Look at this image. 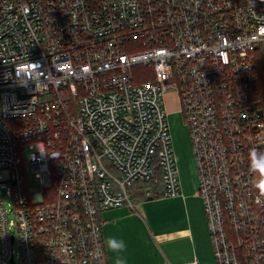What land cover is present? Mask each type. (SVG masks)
<instances>
[{"label":"built area","instance_id":"2783aa9c","mask_svg":"<svg viewBox=\"0 0 264 264\" xmlns=\"http://www.w3.org/2000/svg\"><path fill=\"white\" fill-rule=\"evenodd\" d=\"M260 53L264 0H0V264H108L104 212L181 194L168 94L216 264H264Z\"/></svg>","mask_w":264,"mask_h":264},{"label":"crops","instance_id":"0c3cea01","mask_svg":"<svg viewBox=\"0 0 264 264\" xmlns=\"http://www.w3.org/2000/svg\"><path fill=\"white\" fill-rule=\"evenodd\" d=\"M172 107L167 104L168 111ZM180 182L177 197H165L162 190L155 198L151 191L133 197L136 187L133 208L102 214L108 264H216L198 185L194 188L181 171Z\"/></svg>","mask_w":264,"mask_h":264},{"label":"rangeland","instance_id":"374dc122","mask_svg":"<svg viewBox=\"0 0 264 264\" xmlns=\"http://www.w3.org/2000/svg\"><path fill=\"white\" fill-rule=\"evenodd\" d=\"M151 73L152 71L144 69V68H139L134 71L137 81H141L142 78H145L148 75H151ZM170 103L173 104V107H172V110L169 111V123H170L172 137L174 140L176 156L178 159V166H179L180 171L183 174H186L188 176L190 184L192 185L195 184L193 185L194 188H196L198 185V187L196 188L197 194H198L199 174H198L195 154H194V150L192 146V140L190 137V130L185 121L183 114L178 109L177 100L174 97H171L170 102L168 101L167 104H170ZM23 158H24V163H25L27 184L30 188H33L35 192H39L41 189V185L39 184L38 180L35 178V175L31 171V168L29 165V155L24 154ZM207 228H208V223H207ZM211 244H212V240H211ZM212 249H213V245H212Z\"/></svg>","mask_w":264,"mask_h":264},{"label":"trees","instance_id":"16d2710c","mask_svg":"<svg viewBox=\"0 0 264 264\" xmlns=\"http://www.w3.org/2000/svg\"><path fill=\"white\" fill-rule=\"evenodd\" d=\"M256 71L258 73V82H257L256 89H257L259 97L262 99L263 104H264V55L261 53L257 55V58H256ZM137 83H144V82L137 81ZM157 174L159 176L158 171H157ZM260 179H261V175L259 172V180ZM136 187H137V190L135 194L133 195V197H137V196L145 197L148 191H151V198L158 197L161 190L163 194V189H161V185L159 183H156L154 180L148 183H139ZM262 195L264 196V194Z\"/></svg>","mask_w":264,"mask_h":264},{"label":"clouds","instance_id":"9594fccd","mask_svg":"<svg viewBox=\"0 0 264 264\" xmlns=\"http://www.w3.org/2000/svg\"><path fill=\"white\" fill-rule=\"evenodd\" d=\"M251 156L254 161L264 160V152H258L255 149L251 151ZM255 167L259 170L261 175V179L257 187L260 189L261 193L264 194V167H261L259 163H257Z\"/></svg>","mask_w":264,"mask_h":264}]
</instances>
